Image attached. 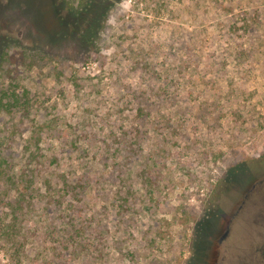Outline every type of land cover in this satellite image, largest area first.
Segmentation results:
<instances>
[{
    "label": "rangeland",
    "instance_id": "rangeland-1",
    "mask_svg": "<svg viewBox=\"0 0 264 264\" xmlns=\"http://www.w3.org/2000/svg\"><path fill=\"white\" fill-rule=\"evenodd\" d=\"M68 3L0 0V264H264V0Z\"/></svg>",
    "mask_w": 264,
    "mask_h": 264
},
{
    "label": "trees",
    "instance_id": "trees-1",
    "mask_svg": "<svg viewBox=\"0 0 264 264\" xmlns=\"http://www.w3.org/2000/svg\"><path fill=\"white\" fill-rule=\"evenodd\" d=\"M66 2H67V4L69 5V3H68V0H66ZM82 6V5H81ZM93 7H94V5H93ZM80 16V15H79ZM97 34H98V31L95 33V37H97ZM100 34V33H99ZM96 41L98 42V39H96ZM162 89H160V91H158V92H156V94H160V93H162ZM139 111H141V113L143 112V109L142 108H140L139 109ZM126 143H127V145H129V143H131V145L132 146H134V142H133V140L132 141H126ZM117 166L118 167H121V164L120 163H117ZM256 168H258V167H255L254 169H256ZM258 170V169H257ZM251 173V172H250ZM120 178V177H119ZM116 193H120V189H118L117 191H116Z\"/></svg>",
    "mask_w": 264,
    "mask_h": 264
},
{
    "label": "water",
    "instance_id": "water-1",
    "mask_svg": "<svg viewBox=\"0 0 264 264\" xmlns=\"http://www.w3.org/2000/svg\"><path fill=\"white\" fill-rule=\"evenodd\" d=\"M228 235H229V231L227 230V231L224 233V235L219 239V243H222L224 240H226L227 237H228Z\"/></svg>",
    "mask_w": 264,
    "mask_h": 264
},
{
    "label": "flooded vegetation",
    "instance_id": "flooded-vegetation-1",
    "mask_svg": "<svg viewBox=\"0 0 264 264\" xmlns=\"http://www.w3.org/2000/svg\"><path fill=\"white\" fill-rule=\"evenodd\" d=\"M254 189H255V187H254Z\"/></svg>",
    "mask_w": 264,
    "mask_h": 264
}]
</instances>
